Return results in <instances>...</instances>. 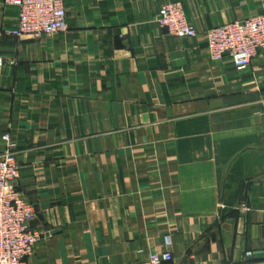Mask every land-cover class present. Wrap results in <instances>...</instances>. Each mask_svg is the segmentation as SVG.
I'll list each match as a JSON object with an SVG mask.
<instances>
[{"label": "crops", "instance_id": "0c3cea01", "mask_svg": "<svg viewBox=\"0 0 264 264\" xmlns=\"http://www.w3.org/2000/svg\"><path fill=\"white\" fill-rule=\"evenodd\" d=\"M168 3L195 38L158 26ZM64 4L40 39L0 8V153L9 135L44 232L28 264H142L168 235L171 264H264V52L238 70L205 37L264 0Z\"/></svg>", "mask_w": 264, "mask_h": 264}, {"label": "built area", "instance_id": "2783aa9c", "mask_svg": "<svg viewBox=\"0 0 264 264\" xmlns=\"http://www.w3.org/2000/svg\"><path fill=\"white\" fill-rule=\"evenodd\" d=\"M2 6L19 9L15 37L40 39L68 31L64 0H4ZM158 26L179 39L195 38L198 33L186 18L181 3H168L159 10ZM208 54L212 61L229 56L238 70L247 69L260 52H264V12L243 21L215 26L205 33ZM14 61L0 56V68ZM6 147L0 153V264H28L44 232L34 229L36 207L16 188L19 164L15 145L9 135L3 136ZM241 208L248 211V205ZM167 250L149 256L142 264H171V236L164 239ZM248 256H252L251 253Z\"/></svg>", "mask_w": 264, "mask_h": 264}]
</instances>
